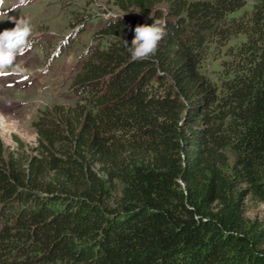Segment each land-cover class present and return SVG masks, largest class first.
Masks as SVG:
<instances>
[{
	"label": "trees",
	"instance_id": "trees-1",
	"mask_svg": "<svg viewBox=\"0 0 264 264\" xmlns=\"http://www.w3.org/2000/svg\"><path fill=\"white\" fill-rule=\"evenodd\" d=\"M70 83L75 102L0 137V264H264V0H112ZM239 9V16L229 15ZM167 20L153 57L133 29ZM223 75L201 68L227 44Z\"/></svg>",
	"mask_w": 264,
	"mask_h": 264
},
{
	"label": "rangeland",
	"instance_id": "rangeland-1",
	"mask_svg": "<svg viewBox=\"0 0 264 264\" xmlns=\"http://www.w3.org/2000/svg\"><path fill=\"white\" fill-rule=\"evenodd\" d=\"M255 0H246L249 11ZM18 0H4L0 6V30L11 29L9 17L27 18L33 26L31 46L16 56L15 64L24 71L11 69L0 74V137L7 146L15 145V136L27 144L36 139L33 120L40 111L53 104L70 105L75 94L71 78L86 57V49L94 43L93 31L120 14L112 0H30L26 6L14 8ZM243 9L229 15L239 16ZM243 35L231 36L227 44L209 40L207 55L201 68L213 78L223 75V61L231 54ZM243 211L249 218L264 219V202L254 196L244 199Z\"/></svg>",
	"mask_w": 264,
	"mask_h": 264
},
{
	"label": "clouds",
	"instance_id": "clouds-1",
	"mask_svg": "<svg viewBox=\"0 0 264 264\" xmlns=\"http://www.w3.org/2000/svg\"><path fill=\"white\" fill-rule=\"evenodd\" d=\"M30 0H18L14 8L26 6ZM4 0H0L3 6ZM151 24H138L134 27L131 46L127 40H122L125 48L129 49L132 61L147 60L153 57L158 49L160 41L167 35V20L154 18ZM9 21L14 24L11 29L0 30V74L11 69L14 72H22L19 65L15 64L16 56L23 54L24 50L31 46L33 26L27 18L9 17Z\"/></svg>",
	"mask_w": 264,
	"mask_h": 264
}]
</instances>
